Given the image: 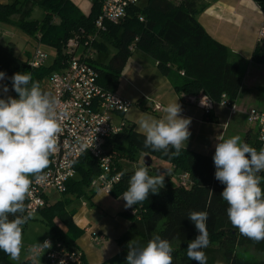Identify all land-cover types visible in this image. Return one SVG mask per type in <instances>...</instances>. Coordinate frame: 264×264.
<instances>
[{"label":"trees","instance_id":"trees-1","mask_svg":"<svg viewBox=\"0 0 264 264\" xmlns=\"http://www.w3.org/2000/svg\"><path fill=\"white\" fill-rule=\"evenodd\" d=\"M253 1L264 9V0ZM139 3L127 9L120 23L106 22L105 31L97 32L94 21L99 15V6L95 2L89 14L83 15L70 0L0 1V22L7 23L11 17L18 16L16 26L32 35L39 34V41L56 51L50 65L30 69L27 65L28 56L26 60L14 56L13 43L0 44V71L6 73L3 83L12 89L10 78L15 73L31 72L33 81L40 84L61 68L64 59L62 50L70 38L78 36L84 40L95 33L94 36L97 34L100 40L94 41L93 46L99 53L106 51L105 43L114 50L105 63L96 59L92 62L98 72V84L104 89L114 91L118 84L117 77L128 59L133 51H139L156 63L162 76L172 80L173 89L178 95L186 98L204 95L218 102L224 94L229 102L234 103L241 90L238 68L231 60L229 49L212 39L199 24L197 17L202 10L200 0H181L178 3L172 0H147L143 7ZM33 7L45 11L40 21H27ZM253 59L258 63L264 61V47L255 48ZM209 120L214 122L211 118ZM144 139L143 134L127 124L120 135L108 141V154L114 173H125L110 195L118 197L127 190L129 177L134 171L123 169V162H133L139 155L155 156L167 162L173 168V175L165 177L164 187L158 195L150 194L148 200L131 207L137 210V215H131L130 210L126 214L130 226L127 233L117 240L121 251L105 264H126L128 242L136 237L146 245L154 235H160L170 242L173 261L184 259L189 264H197L187 258L188 243L199 235L195 225L188 219L190 211L208 213L206 223L210 243L202 249L207 256V264H264V260L242 258L237 254V250L243 246H251L256 252L264 253V241L255 243L231 225L227 217V202L221 197L225 186L214 176L213 156L188 149L182 150L179 156L164 155L163 152L145 149ZM243 141L260 150L256 139L252 142L248 134ZM147 168L149 175L158 174L151 169V165ZM75 171L76 178L67 183L63 196H87L90 182L100 173L96 161L86 154L76 162ZM182 172L188 173L191 178L187 188L181 187L176 180V175ZM259 175L264 178V171ZM261 187L264 188V180ZM69 201L64 198L47 205L39 214L48 226L50 238L61 242L67 249H74L75 242L83 232L73 222L74 213L66 208ZM82 261L86 264L84 259ZM0 264L31 262H15L0 250Z\"/></svg>","mask_w":264,"mask_h":264},{"label":"clouds","instance_id":"clouds-1","mask_svg":"<svg viewBox=\"0 0 264 264\" xmlns=\"http://www.w3.org/2000/svg\"><path fill=\"white\" fill-rule=\"evenodd\" d=\"M5 78L6 73L0 71V81ZM10 79L18 99L0 98V250L11 260L19 261L22 228L33 218L31 212L25 215V200L33 182H45L44 170L56 151L62 128L56 111L57 100L43 91L38 81H33L31 72H17ZM0 89L5 94L9 92L6 84H0ZM162 111L164 115L159 118L146 115L139 119V130L145 137L143 147L179 156L191 136V118L181 116L178 100L164 106ZM218 141L213 155L214 176L225 186L221 197L228 205L227 217L242 236L260 243L264 241V188L261 187L264 178L259 175L264 171V147L257 151L239 135L220 137ZM81 148L88 150L86 144ZM164 181L163 174L149 175L148 168L141 164L129 177L128 188L120 198L126 202V208H131L148 200L150 194L158 195ZM188 219L199 235L188 243L187 258L207 264L202 249L210 243L208 213L190 211ZM50 247L51 242L46 240L31 245L28 252L35 257L38 249ZM127 247L126 264H173V248L160 235H154L144 246L131 240Z\"/></svg>","mask_w":264,"mask_h":264},{"label":"built area","instance_id":"built-area-1","mask_svg":"<svg viewBox=\"0 0 264 264\" xmlns=\"http://www.w3.org/2000/svg\"><path fill=\"white\" fill-rule=\"evenodd\" d=\"M92 2L99 6L94 29L104 32L106 22L120 23L125 18L127 9L138 4L140 0ZM96 37L97 34L84 40H80L78 36L70 38L62 50L64 59L61 68L47 77L46 89L57 100L56 111L62 131L57 139L56 151L50 156V166L44 171L45 182H33L31 185L30 195L25 200V215L31 212L35 216L45 208L48 205V193L63 195L66 192L67 183L76 178L75 164L85 154L92 157L100 169L99 175L90 182L89 190L110 195L113 187L121 180V175L114 173L115 169L108 154V141L120 135L126 128L127 123L120 116L125 115L132 104L98 84V72L92 64L96 59L93 49ZM258 43L264 47V19L260 23ZM46 61V54L37 47L30 54L27 65L30 69H39L46 65ZM187 100L206 114L214 106L226 109L229 116L237 112L234 103L229 102L224 94L218 102L204 95L188 97ZM162 109V105L155 104L152 112L160 113L163 112ZM246 121L256 129V141L260 148L264 147V109L248 110ZM85 144L88 150H82L81 146ZM176 180L184 188L191 184L190 175L186 172L178 173ZM130 213L136 216L137 210L131 208ZM91 238L97 245L102 241L95 232L91 233ZM46 240L51 242V247L38 249L37 255H41L48 264H61V261L64 264H83V255L78 249H67L61 242L51 238Z\"/></svg>","mask_w":264,"mask_h":264},{"label":"crops","instance_id":"crops-1","mask_svg":"<svg viewBox=\"0 0 264 264\" xmlns=\"http://www.w3.org/2000/svg\"><path fill=\"white\" fill-rule=\"evenodd\" d=\"M179 1L181 0H177L176 3ZM200 4L202 10L197 17L199 24L212 39L229 49L231 60L238 68L241 90L234 102L237 108L234 115L229 116L226 109L214 106L207 116L200 107L189 103L186 97L178 95L173 89L172 80L162 76L156 63L142 54L152 61L153 70L159 74V77H156L157 86L148 89L154 100V105L160 104L164 107L178 100L182 106L181 116L191 118L189 126L191 136L185 149L213 156V154L205 152L209 149V138L213 133H219L220 138L226 126H229L233 120L240 122L239 119H244L246 126H250L246 121L247 111L264 109V61L258 63L253 59L255 48L260 46L258 31L260 23L264 19V9H261L253 0H200ZM29 56L30 54L28 58ZM129 59L126 64H130V69L126 77L130 83L135 82L143 87L142 79L144 70H146L144 62L146 59L144 57ZM9 90L14 93L13 89L9 88ZM137 95L135 100L139 104L143 100L139 94ZM16 97L18 98V96ZM125 115L126 123L141 133L138 119L144 115L131 112V110ZM163 115V112L159 113V117ZM209 118L213 119L214 122H211ZM218 127L220 128L219 132L214 129ZM254 131V138L256 139L255 128ZM242 133L243 135L248 134L250 138L253 134L251 128L243 130ZM121 196L112 197L87 188V196L85 197L89 202L82 201L81 205L73 211V222L83 232L82 236L75 242V249L81 251L86 264H105L112 261L120 253L121 248L118 246L117 240L127 233L130 226V221L126 216L130 208L125 207L126 202L120 198ZM61 199L63 198L55 199L52 202L47 200V202L48 205H52ZM93 232L97 233L102 240L98 245L92 241L91 233ZM41 260L42 264H46L44 258Z\"/></svg>","mask_w":264,"mask_h":264},{"label":"rangeland","instance_id":"rangeland-1","mask_svg":"<svg viewBox=\"0 0 264 264\" xmlns=\"http://www.w3.org/2000/svg\"><path fill=\"white\" fill-rule=\"evenodd\" d=\"M1 2H6L7 0H0ZM11 1V0H8ZM79 10V12L83 15H88L92 6V0H70ZM176 2L177 0H172ZM147 0H140L139 6L143 7L146 4ZM45 15V11L39 7H33L30 17L27 19V21H40ZM18 20V16L11 17L7 23L0 22V44L6 45L7 43H13L14 44V51L13 54L16 58L20 60H26L27 56L29 54H32L34 50L38 47L40 50H42L46 56L47 61L46 65H50L53 62V59L56 56V51L54 48L49 46L46 43H41L39 41V34L32 35L23 29L16 26V22ZM57 20H54V23H56ZM76 35V34H75ZM93 36L95 33L92 34ZM97 36L95 39V42H99L100 39ZM106 44V51L105 52H98L97 49L93 46V49L96 52V60L102 63H105L108 58L114 53V50L110 44ZM79 56V52L77 53V57ZM142 58L144 57L146 59L145 62V69L144 75H143V82L144 86L140 87L139 84L130 83V81L127 79L126 75L129 71L130 64H126L124 68L122 69L121 73L118 75L117 80L118 84L116 88L114 89V92L124 98L125 100L129 101L132 104L131 112H138L142 113L144 116H153L158 118L159 113L152 112V108L154 106V100L152 99V96H150L148 89L149 87L157 86V78L159 77V74L157 71L153 70V63L151 60H149L145 55H143L141 52H134L130 56L129 60H133V58ZM150 66V68H149ZM154 71V72H153ZM154 75H153V74ZM159 79V78H158ZM0 84H4L3 81H0ZM41 89L45 92L47 91V77L40 83ZM9 88V87H8ZM14 91V90H13ZM140 95L141 100H143L141 103L138 104V101L135 100V98ZM7 96H11L13 98H17L16 94H14L12 91L9 90L7 94L3 93L2 89H0V98L6 99ZM18 99V98H17ZM126 115L120 116V119L124 120ZM137 120V119H136ZM135 121V119H134ZM139 121V119H138ZM240 122H237V120H233L229 126H226L224 129V132L221 137H224L225 139L230 138L234 135H239L243 141L245 134L243 135L242 131L245 129H250L253 133L251 136V140L253 142L254 140V128L251 126H246L244 119H239ZM246 126V127H245ZM215 131H220V128H214ZM219 133H213L211 137L209 138V149H207L205 152L208 154H213L215 152V145L219 142ZM208 140V139H207ZM145 156H137L135 161L133 162H123V169L127 171H135V169L142 164L143 158ZM151 169L155 173L163 174L165 177H170L173 175V168L170 164H168L165 161L160 160L159 158L155 156H151ZM216 171V169H215ZM59 198H67L69 199V203L67 204L66 208L69 211L76 210L80 205L82 201H88L89 200L85 197H74L71 195L63 196V195H56L53 193H48V201L52 202L55 199ZM50 238V232L48 229V226L42 221L41 215L38 213L37 215L33 216L32 219H30L25 225H23L22 228V239H23V248L21 252V257L19 261H30L33 264V261L35 259L36 264H42L41 258H43L41 255H37L34 257L33 255L29 254L28 248L36 243L42 244L46 239ZM132 240H136L139 242L141 246L143 245V241L139 238L133 237ZM237 254L242 258H248L252 260H264V253H258L256 252L251 246H243L240 247L237 250ZM41 256V257H40ZM40 258V259H39ZM15 261V262H19ZM173 264H189L184 259H177L173 261Z\"/></svg>","mask_w":264,"mask_h":264},{"label":"water","instance_id":"water-1","mask_svg":"<svg viewBox=\"0 0 264 264\" xmlns=\"http://www.w3.org/2000/svg\"><path fill=\"white\" fill-rule=\"evenodd\" d=\"M142 163H143L146 167H149V166L151 165V159H150V157H149V156H145V157L143 158Z\"/></svg>","mask_w":264,"mask_h":264}]
</instances>
